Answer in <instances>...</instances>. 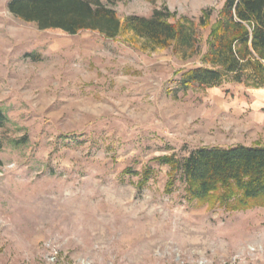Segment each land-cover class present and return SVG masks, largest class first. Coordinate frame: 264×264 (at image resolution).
<instances>
[{"label": "rangeland", "instance_id": "1", "mask_svg": "<svg viewBox=\"0 0 264 264\" xmlns=\"http://www.w3.org/2000/svg\"><path fill=\"white\" fill-rule=\"evenodd\" d=\"M0 0V264H264V207L234 213L188 205L167 168L200 147L264 144L253 88L178 89L199 65L170 49L130 47L87 31L39 30ZM119 17L165 11L198 22L205 50L224 0H90ZM153 175L142 191L136 176Z\"/></svg>", "mask_w": 264, "mask_h": 264}, {"label": "trees", "instance_id": "2", "mask_svg": "<svg viewBox=\"0 0 264 264\" xmlns=\"http://www.w3.org/2000/svg\"><path fill=\"white\" fill-rule=\"evenodd\" d=\"M7 9L39 30L68 35L97 33L130 47L139 43L143 51L170 49L183 61L198 56L199 65L174 73L183 92L228 83L253 89L264 85V0H224L209 27L203 52L201 31L209 25L211 10H204L196 23L185 17L170 22V15L160 10L148 17H119L114 10L90 0H10ZM7 122L0 108V152L5 146L18 149L28 143L26 135L2 136ZM153 162L167 168L165 194H172L179 185L182 201L188 205H207L229 213L264 207L263 145L200 147L183 158L167 155ZM125 172L138 178V191L153 175L149 166L140 172Z\"/></svg>", "mask_w": 264, "mask_h": 264}, {"label": "crops", "instance_id": "3", "mask_svg": "<svg viewBox=\"0 0 264 264\" xmlns=\"http://www.w3.org/2000/svg\"><path fill=\"white\" fill-rule=\"evenodd\" d=\"M253 93L252 97V105L250 109L255 113L259 114L261 119L264 121V85L258 89H252ZM263 145L264 144H260ZM243 146H251V145H243Z\"/></svg>", "mask_w": 264, "mask_h": 264}]
</instances>
